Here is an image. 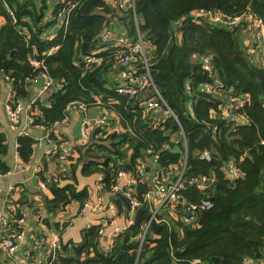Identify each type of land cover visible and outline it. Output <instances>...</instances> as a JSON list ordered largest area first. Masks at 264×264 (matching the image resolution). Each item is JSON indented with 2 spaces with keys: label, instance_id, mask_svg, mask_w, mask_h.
<instances>
[{
  "label": "trees",
  "instance_id": "obj_1",
  "mask_svg": "<svg viewBox=\"0 0 264 264\" xmlns=\"http://www.w3.org/2000/svg\"><path fill=\"white\" fill-rule=\"evenodd\" d=\"M56 1L0 0V75L10 79L17 100L27 98L30 84L43 69L34 67L32 61H44L55 85L34 105L35 125L56 126L69 119V104L81 102L109 115L126 132L91 130L90 140H81L69 155L64 179L72 176L75 185L59 189L52 177L47 180L51 190L67 197L65 207L84 203L88 191L76 192L80 170L84 177L103 174L105 190L111 192L119 172L137 176L139 162L146 159L142 151L149 146L157 151L163 145L169 147L160 151L155 168L174 165L179 171L186 139V186L176 205H201L204 200L213 204L211 210L196 212L191 224L170 216V225L152 223L139 249L136 238L150 218L149 207L144 206L138 210L135 226L114 241L111 254L102 251L100 226H94L83 232L81 245L61 244L57 264H194L198 260L204 264H264V52L259 47L250 52L246 38L252 37V30L247 22L231 28L194 20L195 14L207 11L219 13L225 20L252 14L264 21V0H136L138 25L131 11L114 8L106 0H73L75 7L66 14L67 30L45 41L68 8L55 5ZM111 30L132 42L141 33L148 45L153 83L178 120L155 124L145 119L143 105L153 98L151 93L135 99L118 94L114 54H99L104 58L99 67L86 65V59L101 50L105 32ZM205 58L210 59L211 71L205 69ZM101 74L103 82L98 79ZM208 84L215 86L216 95L206 92ZM242 97L248 98L247 104L233 112L244 116L247 123L227 119L223 108L231 109V100ZM19 143V156L27 163L33 157L34 140L24 137ZM205 152L210 153L211 161L202 160ZM7 154L6 137L0 133L2 175L11 170L5 161ZM231 166L242 176L233 178ZM155 168L150 169L149 179ZM203 177L215 179L207 191L190 186ZM150 189V180L139 184L137 197L143 200ZM185 210L182 205L177 211Z\"/></svg>",
  "mask_w": 264,
  "mask_h": 264
},
{
  "label": "built area",
  "instance_id": "obj_2",
  "mask_svg": "<svg viewBox=\"0 0 264 264\" xmlns=\"http://www.w3.org/2000/svg\"><path fill=\"white\" fill-rule=\"evenodd\" d=\"M73 0H58V4H66L68 6L65 9L63 14L57 18V26L66 31L69 25V19L66 17L75 6L72 3ZM106 2L112 5L114 8H118L124 11H131L135 17V22L138 25V20L136 17V0H106ZM10 16L13 22L16 23V18L14 13L11 11ZM206 19L213 23L222 24L224 26H229L231 28H236L243 21L247 22L252 30V38L248 39V47L251 53L257 51V47L261 48V52H264V21L257 18L252 14H245L241 17H236L233 20H225L219 13H212L207 11H200L195 14L194 20ZM23 33H26V29H23ZM55 34H50L46 36L45 41L53 39ZM111 31L105 32L101 40V50L95 52L91 57L86 59V65L88 67L96 66L99 67L102 65L104 58L99 56L101 53H108L111 56L114 54V59H116V65H113V70L118 71L114 80L117 81L120 85L117 88V92L121 96H129L130 98L135 99L136 97L144 96L146 93L153 94V98L146 101L143 105L144 117L154 116L152 121L155 124H160L167 119L174 118L178 120L170 109V107L165 103L160 92L153 83L151 76V67L147 60V48L148 45L144 41L143 36L139 32L138 38L135 42L126 40L125 38L117 35ZM58 50V47L50 51V55H53ZM262 57V56H261ZM205 69L211 71V63L209 58L204 59ZM32 65L36 68H43L39 76L34 80L38 82L43 80L42 87L40 89V96L47 94L48 91L55 85L54 80L50 77L45 67L44 61H32ZM7 81H10L8 77L5 78ZM190 90V83L187 86ZM205 90L209 94L216 95L215 86L206 85ZM248 102V98H236L232 99L229 108H223L224 115L227 119H241L243 122L246 120L244 116H237L233 110H241L245 107ZM98 106H101L102 103L98 102ZM190 109L192 107L190 106ZM32 110V108H31ZM68 112L77 111L82 114L83 123H82V140L84 143H87L90 140L91 130L93 128H101L106 133L111 134H122L126 130L119 124L111 121L109 115L101 114L98 110L90 109L89 106L81 102H73L69 104L67 108ZM25 108L21 102H17L14 99V94H12L7 102V114L10 123L17 127L21 122V116ZM91 111L98 112L99 116L102 118H97L95 120L89 119V113ZM146 115V116H145ZM31 122H34L32 116ZM66 121H63L62 124H65ZM247 123V121L245 122ZM132 133L131 130H129ZM22 136H26V132H21ZM51 147L49 153L45 157L46 162H55L59 165H66L69 159L68 151L66 148V143L64 141H58L51 139L48 141ZM184 149H185V159L182 165V168L179 171L175 170V166L172 165L169 168L155 166L159 163L160 160V151H167L168 147L163 145L160 151H157L153 146H149L146 149V158L149 160H144L139 162V172L136 175H132L126 171H121L118 173L116 182L117 184L112 188L111 193L113 196H116L117 193L123 192L127 199L130 202L132 208V214L134 218L126 224L124 229H116L112 234L108 235L106 227H101L99 230V235L101 238L106 239L101 245L102 251L104 254L109 255L113 252L114 241L118 239L121 234L128 230L129 228L135 226V217L137 216L138 210L144 206H148L150 210V218L146 224L142 226V232L137 236L136 242L141 249L147 238L148 230L152 223L157 222L159 224H169L168 216L177 218L180 217L185 224H191L195 221L193 215L199 210H211L213 204L209 200L202 201L201 205H195L191 203H185L176 205L180 202V192L185 188L184 176L187 170L188 164V144L186 139H184ZM41 141L35 143V146L41 145ZM212 157L210 153L205 152L202 156V160L211 161ZM155 168L150 177L151 189L147 194L142 196L143 200H140L137 196V187L139 184L147 182V176L150 173L148 169ZM230 174L233 178L241 177L242 174L239 172L236 166H231ZM215 181L214 178L203 177L199 180H195L190 183V186H196V188L205 192ZM98 189L99 193H102L105 190L104 185V175L101 174L98 176ZM43 188H47L45 183L42 184ZM13 188L9 190L10 193L13 192ZM2 192L0 191V194ZM186 207L185 211L180 210L181 206ZM104 206L102 200L99 197L97 202H94L92 199L87 200L83 205L77 206L74 210L72 218L69 219L70 223L77 218L84 216L86 213H96L99 209ZM115 209V207H113ZM116 210V209H115ZM117 213V212H116ZM115 213V215H116ZM26 214L22 212L18 218L12 212L9 213L7 218H0V258L2 255H5L10 264H30L27 257L18 258L16 257V252L18 251L19 243L21 242L24 236V224L26 222ZM35 223L42 221V218L39 214L34 215ZM170 225V224H169ZM92 226H89V228ZM61 247L60 240L58 236L49 244L46 240L38 239L35 240V249L44 256V260L40 261L38 264H57L58 262V251ZM194 264H204L201 261H196Z\"/></svg>",
  "mask_w": 264,
  "mask_h": 264
},
{
  "label": "crops",
  "instance_id": "obj_3",
  "mask_svg": "<svg viewBox=\"0 0 264 264\" xmlns=\"http://www.w3.org/2000/svg\"><path fill=\"white\" fill-rule=\"evenodd\" d=\"M57 1L55 5H57ZM51 17L52 13L47 15V20ZM113 32L115 33V31ZM117 35L119 34H116L115 37ZM246 39L247 44L248 39L253 38L247 37ZM262 58L264 59V55ZM116 72L118 73V71ZM42 84L43 80L37 83L33 81L29 87L28 97H20L17 100L12 83L7 81L5 77L0 76V133L6 137L8 154L5 161L11 168L7 174H0V191L2 192L0 194V218H7L10 212L17 217H19L18 214L21 215L22 212H25L27 219L23 228L24 236L19 243L16 257H27L30 264H38L44 260V256L35 249V240L43 239L50 244L58 236L61 244L73 242L75 245H81L85 230H90L94 226L106 227L108 235H110L116 229H124L131 218H134L133 215L130 218L127 217L125 206L116 196L108 191L99 193L97 184L99 175L84 177L80 170L76 174V192L87 190V200L92 199L97 202L100 197L104 206L96 213H86L75 221L73 220L70 225L68 222L72 218L73 210L77 206L83 205L87 200L84 203H72L67 207L64 205L56 208L50 207V205L60 202V197L51 190L47 180L54 177L59 189L75 185V183L72 176L67 180L64 179L67 164L59 165L55 162L45 161V157L51 149L48 141L51 139L64 141L68 155H70L81 144L83 117L77 111L68 112L69 119L65 120V124L61 122L49 129L41 125H35V119L34 122H31L34 105L42 100L44 96L39 95ZM12 94H14L15 101L21 102L25 108L21 116V122L17 127L10 123L7 114V102ZM22 131L26 132V136L21 135ZM24 137L34 140L33 157L27 163L23 162L19 156V139ZM38 141L42 142L41 145L35 146ZM148 179L147 176V183L149 182ZM43 183L47 185V188L42 187ZM11 188L14 189L12 193L9 192ZM57 198L59 200L55 202ZM35 214L41 216V222L35 223ZM89 226L92 227L89 228ZM102 240L106 241V239L100 237L101 245L103 244ZM0 264H10L5 255L1 256Z\"/></svg>",
  "mask_w": 264,
  "mask_h": 264
},
{
  "label": "water",
  "instance_id": "obj_4",
  "mask_svg": "<svg viewBox=\"0 0 264 264\" xmlns=\"http://www.w3.org/2000/svg\"><path fill=\"white\" fill-rule=\"evenodd\" d=\"M37 7H40V3L38 1L35 2ZM62 31V29L60 27H56L54 29V34L57 35ZM1 77H4V74L0 75ZM98 79L103 82L104 81V76L101 74L99 75ZM102 118L103 116H99L98 113L96 111H91L89 113V119L90 120H95L97 118ZM235 143V140H232V144ZM142 154L145 155L146 151L143 150ZM150 171V168L148 169V172ZM56 194L60 197V202H58L57 204L54 205H50L51 208H56L58 206H62L65 205L67 203V198L65 196H63L62 194L56 192ZM116 197L118 198L119 201H121V203L125 206L126 212H127V217L130 218L131 214H132V208L130 205L129 200L127 199V197L125 196V194L121 191L119 193H117ZM257 264H259V261L256 262Z\"/></svg>",
  "mask_w": 264,
  "mask_h": 264
},
{
  "label": "rangeland",
  "instance_id": "obj_5",
  "mask_svg": "<svg viewBox=\"0 0 264 264\" xmlns=\"http://www.w3.org/2000/svg\"><path fill=\"white\" fill-rule=\"evenodd\" d=\"M146 95H147V93H146ZM144 96H145V95H144ZM145 116H146V115H145ZM153 117H154L153 115H152V116L150 115V116H146V117H145V119H146V118H149V119H151V120H152V119H153ZM152 122H153V121H152ZM109 230L111 231V230H112V228H111V229H109Z\"/></svg>",
  "mask_w": 264,
  "mask_h": 264
},
{
  "label": "flooded vegetation",
  "instance_id": "obj_6",
  "mask_svg": "<svg viewBox=\"0 0 264 264\" xmlns=\"http://www.w3.org/2000/svg\"><path fill=\"white\" fill-rule=\"evenodd\" d=\"M145 160H147V161H148L149 159H148V158H146Z\"/></svg>",
  "mask_w": 264,
  "mask_h": 264
},
{
  "label": "bare ground",
  "instance_id": "obj_7",
  "mask_svg": "<svg viewBox=\"0 0 264 264\" xmlns=\"http://www.w3.org/2000/svg\"><path fill=\"white\" fill-rule=\"evenodd\" d=\"M45 95H46V94H45ZM45 95H44V96H45Z\"/></svg>",
  "mask_w": 264,
  "mask_h": 264
}]
</instances>
